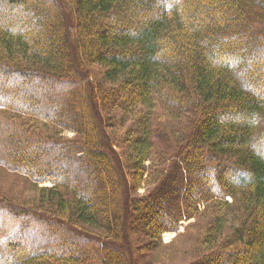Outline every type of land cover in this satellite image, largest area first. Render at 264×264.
<instances>
[{
  "label": "trees",
  "instance_id": "trees-1",
  "mask_svg": "<svg viewBox=\"0 0 264 264\" xmlns=\"http://www.w3.org/2000/svg\"><path fill=\"white\" fill-rule=\"evenodd\" d=\"M0 167V264H264V0H0Z\"/></svg>",
  "mask_w": 264,
  "mask_h": 264
},
{
  "label": "rangeland",
  "instance_id": "rangeland-1",
  "mask_svg": "<svg viewBox=\"0 0 264 264\" xmlns=\"http://www.w3.org/2000/svg\"><path fill=\"white\" fill-rule=\"evenodd\" d=\"M159 1L160 2H166L167 0H159ZM48 7L49 6H46L47 9H48ZM49 8H52V7H49ZM217 55L218 54H216V61H220V62H221V60H222V62H231L232 61V59H230L228 57H223L220 60ZM255 59L258 60V58H255ZM241 76L243 77L244 75H241ZM40 83L42 84V82L40 81L36 85L40 86ZM244 83L246 85L250 84V82H246V81ZM43 84L46 85V87H51V89L53 88V90L56 89L55 88L56 86L55 87L53 86L56 84L55 81H47V82H43ZM261 93H262V90L257 91V94H261ZM129 94H130V92H127L126 94H124L123 92H118L115 95L114 99L121 100L122 98L127 97ZM96 108L99 111V113L101 114V117L103 118V120H105V122H106L105 123L106 126L104 129L106 134L110 135L111 140L114 141V139H115V144L120 145L121 142L123 141L124 133H125V126L123 124L122 116L118 115V117L115 118V115L113 114L115 106L112 105L111 103H109L108 100H105V99H103V101L100 100L99 103L96 105ZM172 114H175V116H181L182 111H181V109L176 110V111L172 112ZM169 120H171V119H169ZM247 120H249V119L247 117H245L244 121H247ZM25 123L26 122H24L22 124H18V123L14 124V132H17V130H18L17 133L28 135V137L29 136L32 137L31 139L33 141L36 140L35 133H32L28 129V126L25 125ZM27 124H28V122H27ZM38 125H35L38 128L37 129L38 132H40L41 129L44 128L45 129L44 132H46V134H50V135L52 134L53 135V134L57 133L62 138H66V137L72 138V137H75V135H76L72 130H70L68 128H64L60 125H56V126L51 125V124H47L46 126H43L40 124H38ZM183 127L184 126H182L181 128H183ZM187 127H188V133L191 132L192 127H190L189 125ZM25 131H28V132L25 133ZM33 136H35V137H33ZM44 137H45V135H44ZM49 142H52V141L49 140ZM30 143H32V142L30 141ZM119 147H118V149H119ZM223 176L225 178H228L229 175L225 173ZM32 185L33 184H32L31 179L24 177L23 175L19 174L18 172H13L10 170L8 171V170L0 167V199L2 198L5 200H11L15 203L16 202L17 203H23V202H29L30 203V202H32V200L34 202L36 196H35V190H34ZM144 192H145V187L142 186L138 190V194L143 195ZM136 221L139 222V220H136ZM186 224H187V222H183L181 228L183 229V226ZM174 236H175V234L171 233V232L164 233L162 236L163 243H169L173 239ZM130 238H131L130 243L133 247V251L135 250L136 256L138 257L137 261L134 263L132 262V263L133 264H135V263L136 264H150V262H149L150 258L157 256V255H155L156 252L151 250L152 246L149 243L150 241H148V239L143 234H139V233L134 234L133 236L131 234ZM161 253H162V250H160V254ZM244 254L246 256V253H244ZM154 264H167V263L156 262V260H155Z\"/></svg>",
  "mask_w": 264,
  "mask_h": 264
}]
</instances>
